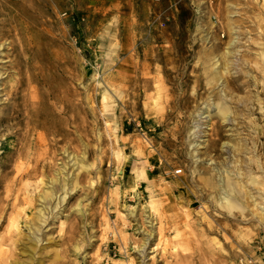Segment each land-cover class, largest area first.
<instances>
[{
  "label": "rangeland",
  "instance_id": "rangeland-1",
  "mask_svg": "<svg viewBox=\"0 0 264 264\" xmlns=\"http://www.w3.org/2000/svg\"><path fill=\"white\" fill-rule=\"evenodd\" d=\"M1 21L0 113L18 84L50 128L38 177L0 130V264H264V0H0ZM221 83L228 118L200 117Z\"/></svg>",
  "mask_w": 264,
  "mask_h": 264
},
{
  "label": "bare ground",
  "instance_id": "bare-ground-1",
  "mask_svg": "<svg viewBox=\"0 0 264 264\" xmlns=\"http://www.w3.org/2000/svg\"><path fill=\"white\" fill-rule=\"evenodd\" d=\"M0 29H3L4 27V22H0ZM9 31L10 29H3L1 32H0V39L2 38V36L4 35H7L9 36ZM10 40V39H9ZM21 40V39H20ZM19 41V39H18ZM236 40H232L230 42V44L234 43ZM11 42V54L14 53V55L16 56L17 54H19L20 52H24L26 47L25 45H19L17 46V42H14L13 38L10 40ZM226 52H232L231 51H226ZM1 53V52H0ZM262 59L264 60V52H261L260 53ZM226 57V56H225ZM226 59V58H225ZM214 60V59H213ZM236 62V60L234 61ZM214 63H216V61H214ZM248 63V62H247ZM254 63V62H252ZM262 63V62H261ZM255 64V63H254ZM14 65L16 66V63L14 62ZM234 63L230 61V59L224 63V71L227 72L229 69V66H233ZM249 66V64H248ZM253 66V64H251V67ZM260 66V64H259ZM223 67V66H222ZM235 67V66H234ZM27 69V67H26ZM220 69V68H219ZM258 69V68H257ZM260 69V68H259ZM264 69V68H263ZM249 70V69H248ZM26 71V70H25ZM48 72V71H47ZM44 73V72H43ZM224 73H222L223 75ZM220 75V76H222ZM220 76H217V78L215 79L216 82H219L220 81ZM224 77V75H223ZM222 77V78H223ZM29 78V77H28ZM227 78V77H226ZM237 79L235 77L233 78H230L228 79L227 78V83L228 81H231L232 83H235ZM18 82V81H17ZM222 85V83H221ZM224 85V84H223ZM223 85H222V88L219 90L220 92H218L217 96L221 98V102L219 101L218 103H214V102H211L210 105H205V106H202L198 112L199 116L204 118L205 116H208L212 111H215V115H220L224 120H226L228 117H227V114L229 113V108L226 104H224L226 102V89L223 88ZM227 85V84H226ZM5 86V85H4ZM53 86V84H52ZM218 87V86H217ZM215 87V88H217ZM28 89V88H27ZM56 90V89H55ZM49 91V90H48ZM58 91V90H57ZM56 91V92H57ZM228 91V90H227ZM9 102L6 106V108L4 110L1 111L0 113V130L1 131H6L4 132L3 134L6 136V137H13V139L15 140V143L12 144V147H4L2 149V152L5 153V157L8 156L9 154H12L14 155L16 153V156H17V159L18 158H25V159H30L31 157V154L33 153L32 152V149L35 147V148H38L40 152H38V155L34 156V160H35V164L32 168H28L27 165L24 169H22V164L23 162L20 161L18 162V167L21 168V170L23 171V175H26V176H30V175H35L36 177H38L39 175H41V170L38 168L39 166H43L44 165V159H43V154H44V151L42 150V145H43V142H44V139L42 137L41 134H37L36 136V139L35 140H32L31 139V135L35 134V130L36 128L40 127V128H44L45 130H48L49 131V128H50V123L46 121V118H45V112H43L41 109L40 110H37L36 112L34 113H29L28 109L27 108V105L26 104H21V102L18 100L19 98V86L18 84H15V85H12L10 88H9ZM44 92V91H43ZM46 92V91H45ZM23 93V92H22ZM26 93V92H24ZM42 93V92H41ZM43 95V94H42ZM230 96V95H229ZM233 96V95H232ZM57 98V97H56ZM58 99V98H57ZM56 99V100H57ZM230 99V97H229ZM59 100V99H58ZM241 100V99H240ZM26 101V100H24ZM7 102V101H6ZM55 103V102H54ZM59 104V103H58ZM66 105V104H65ZM64 106V105H63ZM61 108V107H60ZM64 108V107H63ZM62 111V110H61ZM248 115H250L251 113L250 112H247ZM195 117V116H194ZM209 118V117H208ZM253 119V118H252ZM209 120V119H208ZM222 120V119H221ZM210 121V120H209ZM249 121V119H248ZM255 122V121H254ZM197 123V122H196ZM251 123V122H250ZM31 124V125H30ZM30 125V126H29ZM197 125V124H196ZM210 125V123H209ZM248 125V124H247ZM195 126V125H194ZM250 126V125H249ZM248 126V127H249ZM198 127V126H197ZM204 127V126H203ZM202 127V128H203ZM262 127V126H261ZM210 128V127H209ZM251 128V127H250ZM256 128V127H255ZM264 129V128H263ZM197 130V128H196ZM199 130V129H198ZM251 130V129H250ZM255 131V130H254ZM257 131V130H256ZM51 132V131H50ZM257 133V132H256ZM51 134V133H50ZM199 134V133H198ZM195 135V134H194ZM257 135V134H256ZM54 139V138H53ZM201 139V138H200ZM203 139V138H202ZM205 140V139H204ZM203 140V141H204ZM54 141H57V139H54ZM24 142V143H23ZM247 143V142H246ZM251 143V142H250ZM258 143V142H257ZM261 143V141H260ZM264 143V142H263ZM17 144H20L19 148H17ZM199 143L197 141H193L191 143V145L194 147V146H197ZM249 144V143H248ZM247 144V145H248ZM262 144V143H261ZM252 145V144H251ZM256 145V144H254ZM224 146V145H223ZM192 147V148H193ZM249 147V146H248ZM258 147V146H257ZM256 147V148H257ZM44 148V147H43ZM251 148V147H250ZM253 148V147H252ZM197 149V148H196ZM255 149V147L253 148V150ZM264 149V148H262ZM250 150V149H249ZM196 151V150H194ZM234 151V150H233ZM256 151V149H255ZM249 152V151H248ZM251 152V150H250ZM193 153V152H192ZM196 153V152H195ZM256 153V152H255ZM74 154V153H73ZM248 154V153H247ZM261 154V152H260ZM253 155V154H252ZM257 155H258V152H257ZM75 156V155H74ZM249 156V155H248ZM262 156V155H261ZM255 157V156H254ZM199 158V157H198ZM262 158V157H261ZM209 159V158H208ZM233 159V158H232ZM197 160V159H196ZM210 162H211V159H209ZM253 160V159H252ZM260 160V159H259ZM75 161V160H74ZM236 161V160H235ZM257 161V160H256ZM261 161V160H260ZM263 161V160H262ZM252 163V161H251ZM251 163L249 162V164L251 165ZM254 163V162H253ZM256 163V162H255ZM233 165V164H232ZM221 166V165H220ZM236 166V165H235ZM255 166V165H254ZM252 167V166H251ZM41 168V167H40ZM257 168V167H256ZM42 169V168H41ZM232 169V168H231ZM214 170V169H213ZM217 170V169H216ZM236 170V169H235ZM258 170V168H257ZM140 171V170H139ZM215 171V170H214ZM260 171V170H259ZM216 172H219V176L220 178L221 177H224L223 176V173L226 172V174L230 173V169H218V171ZM242 171H240L241 173ZM247 172V171H246ZM261 172L263 173V171L261 170ZM60 173V171H58V174ZM222 173V174H221ZM239 173V172H237ZM253 172H250L249 174H251ZM57 174V172H56ZM232 174V173H231ZM248 174V173H247ZM259 176L260 173H258ZM52 175V174H51ZM50 175V177H51ZM55 175V173H54ZM53 175V176H54ZM237 175V174H236ZM241 175V174H240ZM246 175V174H245ZM56 176V175H55ZM59 176V175H57ZM230 176V174H229ZM239 176V175H238ZM258 176V177H259ZM233 177V176H232ZM240 177V176H239ZM40 180L42 179L41 177H39ZM236 178V177H235ZM243 178V176L241 177ZM248 178V177H247ZM254 178V177H253ZM250 179V182L252 184H257L256 178L254 179ZM261 178V177H260ZM219 179V178H218ZM222 179V178H221ZM256 179V180H255ZM59 180V178H58ZM209 181V180H208ZM49 182V181H48ZM51 182H57V177H52L51 178ZM215 182V181H214ZM60 183V182H59ZM206 183V182H205ZM208 183V182H207ZM58 184H56V187H57ZM50 186V185H49ZM52 186V185H51ZM53 187V186H52ZM56 187H53L55 189H57ZM60 187V186H59ZM235 184L230 180V178L225 176V179L222 181H220V186H219V192L217 194V205L218 206H221L225 209H227L228 211H231L232 209L236 208V207H239L241 204L238 203L237 201V197H238V191H236L235 189ZM263 187V186H262ZM63 188V187H62ZM255 188V187H254ZM51 189V188H50ZM264 189V188H263ZM262 190V189H261ZM55 191V190H54ZM264 191V190H263ZM44 192V191H43ZM51 192V191H50ZM242 192V191H241ZM52 193V192H51ZM55 193V192H54ZM66 193V192H65ZM39 196V195H38ZM52 196H53V193H52ZM55 196V195H54ZM48 197L50 198L51 195L48 194V192H46V194H43L42 195V199L45 200V199H48ZM64 197V196H63ZM61 196V199L63 198ZM215 197V196H213ZM246 197V196H245ZM54 199V198H53ZM216 199V198H215ZM61 201V200H60ZM258 203L257 202H254V205H256L261 212H264V204L261 205V203H259V205H257ZM43 205V204H42ZM248 205V203H247ZM51 206V205H50ZM244 206V205H243ZM249 206V205H248ZM247 206V207H248ZM43 207V206H42ZM42 207L39 208L37 211L41 212L42 210ZM217 207V206H216ZM46 209V208H45ZM247 209V208H246ZM252 209V208H251ZM235 210V209H234ZM254 210V209H253ZM256 210V209H255ZM254 210V211H255ZM53 211V210H51ZM226 211V210H225ZM250 211V209H249ZM43 212V211H42ZM49 212V211H48ZM237 212V211H236ZM244 213V212H243ZM257 213V212H256ZM56 214V213H55ZM230 214V213H229ZM260 214V212H259ZM41 215V214H40ZM255 215V214H254ZM36 216V215H35ZM258 216V215H257ZM10 217V216H9ZM39 218H41V216H38ZM43 218V217H42ZM45 219V218H44ZM150 219V218H149ZM258 219L262 222H264V215L263 213H261V215L258 216ZM10 220V219H8ZM33 220V219H32ZM34 221V220H33ZM41 221V220H40ZM45 221V220H44ZM29 222V221H28ZM39 222V220H38ZM152 222V221H150ZM149 222V223H150ZM153 224V223H152ZM8 225V224H7ZM31 227V225H30ZM10 228V227H9ZM8 228V229H9ZM14 228V227H13ZM31 229V228H29ZM39 228L37 227V230ZM12 231V230H11ZM30 231V230H29ZM31 232H33L31 230ZM37 233V232H36ZM30 235V233H29ZM33 236V235H32ZM34 237V236H33ZM30 238V237H29ZM35 239L36 241L39 239V236H35ZM3 242V241H2ZM125 242V241H124ZM1 243V242H0ZM144 243V242H143ZM10 244V243H9ZM5 246V244H3ZM143 245V244H142ZM141 246V245H140ZM1 247V246H0ZM6 248V247H5ZM4 249V248H3ZM7 249V248H6ZM9 249V248H8ZM144 249V248H143ZM164 249V248H163ZM172 249L173 250H176V245H173L172 246ZM1 250V249H0ZM142 250V249H141ZM9 251V250H8ZM144 253V251H143ZM142 253V254H143ZM252 261V260H251Z\"/></svg>",
  "mask_w": 264,
  "mask_h": 264
},
{
  "label": "built area",
  "instance_id": "built-area-1",
  "mask_svg": "<svg viewBox=\"0 0 264 264\" xmlns=\"http://www.w3.org/2000/svg\"><path fill=\"white\" fill-rule=\"evenodd\" d=\"M181 171H182L181 168H177V169L174 170V172H175L176 174L180 173Z\"/></svg>",
  "mask_w": 264,
  "mask_h": 264
}]
</instances>
